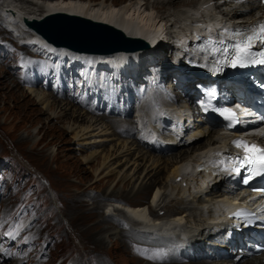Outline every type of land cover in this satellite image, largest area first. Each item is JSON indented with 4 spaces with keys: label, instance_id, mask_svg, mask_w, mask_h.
I'll return each instance as SVG.
<instances>
[{
    "label": "rangeland",
    "instance_id": "1",
    "mask_svg": "<svg viewBox=\"0 0 264 264\" xmlns=\"http://www.w3.org/2000/svg\"><path fill=\"white\" fill-rule=\"evenodd\" d=\"M128 1L117 0V3ZM149 1L151 6L154 0ZM161 10L164 12V9ZM36 11L40 14L42 9ZM154 11L155 14L161 15L158 10ZM4 20H0V256H3L0 257V264H166L157 263L156 257L160 254L173 256L175 245L172 246L173 249L170 245H156V249L150 245L146 249L143 240L132 239L130 245L125 242L124 236L117 235V238L110 234L111 229L116 230L113 222L125 223L127 227L137 230L136 228L142 226L140 221L148 223L149 218L138 221L136 217L124 214L120 208L114 211L109 205L110 201H99L96 197L104 191L118 197L133 190L137 191L141 183L146 184L149 180L142 182L144 173L154 167L153 160L157 155L167 159L181 148H192L205 143L209 137L198 135L194 138L186 131L177 139H181L182 143L187 140V146L177 147L172 144L167 131L158 130L160 124L156 118L160 117L159 107L162 101L159 90L169 94L171 89L167 86H164V89L161 86H152L151 75L147 73L148 67L142 75L146 77L126 78V99L130 91L128 82H137L136 80H146L144 82L147 84L148 93L152 94L147 98L146 108L142 111L138 110L141 102L136 101L133 105L125 126V132L134 133L133 135L116 133L109 119L99 117L100 114L112 119L122 116L95 113L93 108L91 112L94 113L85 112L87 109L84 108L89 105L88 102L75 105L65 97L69 96L68 92L54 94L41 87L44 85L40 82H36V87L25 86L24 82H30L43 74V64L37 59V54L24 53L27 48L18 44L15 32L6 31L8 22ZM67 60L62 66L55 60L58 75L56 82L61 75H81L80 69H73ZM35 61H38L37 64H34ZM64 65L66 71L63 74ZM165 73L173 75L171 70ZM165 73L163 75H166ZM173 82L174 79L171 80V83ZM83 83L84 80V90L87 88L101 95V88L93 90ZM102 86L104 85L100 87ZM131 87L130 94L134 97V86ZM138 93L143 95L141 90ZM175 93L178 94L177 91H170L172 95ZM112 97L116 100L115 95ZM123 98L119 100L120 103L115 101L119 109H124L126 100ZM54 100L57 104L51 106L52 102L55 104ZM103 101H106L108 106L113 102L111 98H103ZM90 110L89 107L87 111ZM141 119L144 121L142 130L147 129L149 137L145 139L140 134L139 141L135 127ZM153 133L158 135L154 136ZM152 136L157 145L172 144V147L162 154L151 150L149 141ZM158 165L161 166V171L157 185L163 187L165 200L154 210L157 211L155 214L159 213L158 216H164L162 221H168L172 216L169 210L180 207L185 211L182 203H188L187 216L184 218L188 222L183 228L199 225L205 221L211 208L225 205L227 200L239 193L235 191L219 197L205 192L196 180L193 185L197 187L192 189L187 180L190 177L183 176L181 179L178 176L175 179L170 174L172 165L168 166L167 172L162 162ZM121 178L128 182L127 186L119 184L117 189L113 190L114 182ZM151 180L154 178L151 177ZM156 188L146 195H138L136 200L147 207L151 206ZM185 188L187 190H184ZM219 188L223 190L222 186ZM215 191L218 189L212 190ZM216 202H220V205L217 206ZM97 205L101 207L102 215L108 214L103 224L105 231L98 230L96 226V221L101 219ZM9 233L12 235L9 236ZM100 238H103L104 244L100 245ZM157 246L161 250L158 251ZM205 249L212 252L206 244ZM234 253L235 250L233 255ZM200 259L206 261H199ZM213 259L215 262L221 261L220 257H200L190 258L187 262L183 259L178 261V264L215 263ZM172 263L176 264H167Z\"/></svg>",
    "mask_w": 264,
    "mask_h": 264
},
{
    "label": "bare ground",
    "instance_id": "2",
    "mask_svg": "<svg viewBox=\"0 0 264 264\" xmlns=\"http://www.w3.org/2000/svg\"><path fill=\"white\" fill-rule=\"evenodd\" d=\"M150 4L151 1L149 0H129L128 2H125L123 4H118L117 0H112V2H108V0H100L94 2L93 0H0V20L5 19L4 22H8L13 30H15L19 35L23 36V39L26 35V38L31 40L32 46L38 48V52L42 53V55L40 54L41 56H44L45 54H47L48 58L50 57V55L53 56L54 58L52 59L57 60L60 66H62V63H64V61L68 59L67 61L70 62V66L73 69H80L79 71L81 72V75H83L84 79L83 84L86 87L90 86L93 90H99L101 88V97H107L110 99V94L114 95V93L110 91L111 88L115 91L116 96H121L122 98L124 96L126 97V78H130L131 76H134L136 78L142 77L145 72V68L147 67V73L151 75L150 79L156 80L158 83H160V85L163 84L164 86H167L171 89L174 85H171L169 81L172 79H174L175 81L177 80V86L190 85V82L186 79H190L194 77V75L185 73L181 74L177 71V69H173V67L175 66L183 68L184 64L179 59V62L174 60L173 56L171 55L170 48L165 45V43H172V37L167 33L168 30H171L168 29V26L170 24H174V26L176 24L178 26H186L187 21L191 20L194 17L200 19L198 15L202 16L204 13L215 16L217 18L225 19L227 22L232 23H238L239 19H242L243 22H247L251 17H256L257 15H259L257 17H263L264 15V6H260L258 4V0H154L151 6ZM172 8L174 9V11H171ZM39 9H42V12L40 14H38L36 11ZM155 9L158 10L161 15L155 14ZM161 9H164V12H162ZM52 13L76 15L88 20H93L97 23L107 24L120 31L126 37L140 39L143 42H147L148 46L136 51H119L106 55L78 53L63 47H56V49L52 48L51 46L47 45V43H45V41H43L38 35H36L34 32H31V29L28 28L24 23L25 19L29 21L32 19H40L42 16ZM25 28H28L30 30H25ZM139 28H141L142 31L150 30L152 32H157L155 33L154 38L149 39L147 38V35L143 34V32L139 30ZM6 31L11 32V30L9 29H6ZM158 31H161L159 35ZM55 60L53 61L54 66L57 65V63H55ZM80 64H82L81 68ZM62 70L64 74L66 71L65 65L62 67ZM167 70H171V74H173L174 76L170 75L169 73L166 74L165 72ZM50 72L52 73L53 70H49V73ZM164 73L166 75H163ZM180 74L184 75V77H182L184 83L178 80L179 77L181 78V76H179ZM75 75H80V73H75ZM72 76L73 75H69L67 77L72 78ZM144 76L142 78H144ZM136 81L137 82H128V89L130 90V92L132 91V84L136 86V84L138 83L137 87H142L144 81L146 80L143 79L141 83L138 80ZM54 83H56V81ZM102 84L110 89H107L104 86L100 87ZM88 92L96 95L90 89H88ZM130 92L127 99L125 97L123 98L124 101L126 100L123 107L127 110V112L122 113L123 115L121 118L112 119L101 114L99 115L101 119L102 117H104V120L109 119L111 127H114L116 133L118 134L126 133L125 126L127 125V119L130 116V112H132L133 110L134 103L137 101L136 97L131 96ZM130 98L131 100L133 99V101H131ZM138 102H141L140 107H138L139 111H142L146 108L147 102L143 98H140ZM52 103L50 104L51 106L56 105L57 101L54 100L55 104ZM88 108L89 105L84 109L88 110ZM172 109H175V112L177 114L182 111L181 109H183V107L181 105L177 106V108L176 106H173ZM87 110H85V112L93 113L91 112L92 108L90 111ZM167 112H169V114H172V111L168 110ZM113 113L119 114L120 110H115L113 111ZM192 115L193 110H191V116ZM124 117H126L125 120L123 119ZM177 117L179 120H182L183 118L182 114L177 115ZM143 122V119H141V121L135 127V129L138 130L136 135L137 139H139L140 134H142V137H144L145 139H148L149 137V132H147V129H145V131L142 130L144 129ZM140 127L141 130H139ZM183 127L186 131L190 132L189 136L191 137L196 138L198 137V135H206L209 138L205 143L196 145L192 148H181L167 159H163V157H158L159 155H157L156 159L153 160L154 167L150 171L144 173L145 175L143 176L142 182L147 179L149 180L146 181V184L141 183V186L137 189V191H130L128 194H124L120 197L113 194H107V192L104 191V193H101L96 197L97 200L101 199L102 201H110L111 203H109V205L113 207L114 211L117 210V208H120L119 210H123L124 214H129L130 217H136L138 220H146L147 218H149L150 213L148 212H151L155 215L157 211L154 210V208L159 207V203H162L165 200V193H163L162 191L163 187L157 185L158 181L160 180L159 174L161 171V166H159L158 164L161 162L165 166L166 172L168 166L172 165L173 168L170 174L171 177L175 179L178 176H180L181 179L185 176H188L190 178L192 177V181H190V178H187L188 183L189 185H191L192 189L197 187H195L193 184L199 181V184H201L205 192H211L215 195H218L219 197L231 194L232 191H221V189L219 188L220 184L210 175L203 174L201 172L199 173L197 171V168H193V164L194 166L200 164V161L205 157L206 154L210 152L211 149L225 147L227 137L219 135L215 129H208L206 125L202 126L200 124L193 123L192 125H184ZM123 128H125V130H122ZM188 129L192 130L190 131ZM161 130H163V128H161ZM126 134L133 135L134 133ZM170 139L172 143L177 147L184 145L187 146V140H185V143H182L181 139L178 140L174 136H171ZM139 141H141V139H139ZM151 141L152 137L150 138L149 142ZM171 145L172 144H163L159 145L157 148L149 145V148L162 154L166 151H169V149L172 147ZM151 177H153L154 180H151ZM114 183L115 186L113 190H116L119 184L125 185V187L128 184V182L124 178H121ZM155 188L156 191L151 200L152 207H147L145 206V204H140L139 201L136 200V197L138 195H146L150 191H153V189ZM216 189H218V191L212 192V190ZM184 190H187V188H185ZM187 204L188 203H182V205H184L185 207V211H182L180 207H175L169 210V213H171L172 216L169 217L168 221H162V218L164 217L162 215H159L160 218L158 219L160 220H158L157 222H154V220L151 219L149 220V227H158L162 225V230H168L165 233H156L153 235L140 231L137 232V230H135L134 228L132 229L130 227H127L125 223L120 224L119 222H113V225H116V230L111 229L112 231L110 232V234L116 237L117 235L124 236V238H122L125 239V242L130 245L132 244V239L143 240L145 241L144 243L146 249L150 245L155 249L156 245H170L171 248L174 245L176 246H174V249L176 251L173 256H170L169 254H160L159 257H156L157 263L162 262L167 264L170 262H174L178 264V261H181L183 259L187 262V260L190 258L199 259L201 257L202 259H208L210 257H220V262H215L213 259V262L215 263L205 264H264V255L256 258L241 257L239 259H236L238 252L235 251L233 255V247L229 244V241L225 239L223 235L224 230H227V225L223 226L219 230L214 231L213 227L216 225L210 224V222L207 221L210 217L211 210H209V214H207V218L203 223L183 228V226L187 225L188 222L185 220L187 216ZM226 204H229V202H226ZM216 205H220V202H216ZM96 209L97 211H99V216H101V219L99 221H96V226L98 230L105 231V227L103 226V224L106 222V216L108 214L106 216L102 215V209L99 205L96 206ZM109 210L112 211V209H108V211ZM158 230L160 231V229ZM98 242L100 243V245L105 243L103 238L98 239ZM205 244L210 250H212V252L206 251ZM157 249L158 251L161 250L159 246H157ZM221 249H224L225 252H223ZM199 261L206 260L200 259ZM12 264H15V262H13ZM190 264H192V262Z\"/></svg>",
    "mask_w": 264,
    "mask_h": 264
},
{
    "label": "water",
    "instance_id": "3",
    "mask_svg": "<svg viewBox=\"0 0 264 264\" xmlns=\"http://www.w3.org/2000/svg\"><path fill=\"white\" fill-rule=\"evenodd\" d=\"M24 23L47 42L78 53L106 55L148 46L147 42L126 37L112 26L76 15L52 13L40 19H25Z\"/></svg>",
    "mask_w": 264,
    "mask_h": 264
},
{
    "label": "snow or ice",
    "instance_id": "4",
    "mask_svg": "<svg viewBox=\"0 0 264 264\" xmlns=\"http://www.w3.org/2000/svg\"><path fill=\"white\" fill-rule=\"evenodd\" d=\"M261 3L264 4V0H261ZM233 38L243 37V39H236L235 44L233 45V51L236 53L231 59H225L221 61L222 63H229L231 67H248L250 65H260L264 66V50L252 51L253 47L257 44L264 45V23H260L257 26L252 27L246 32H233ZM220 44L224 42L218 41ZM209 44L213 42L208 41ZM223 53L227 56L228 49L225 47L222 49ZM258 87L264 89V83H260ZM220 114L225 117V119H233L235 113L228 108L222 109ZM234 145L237 148H243L246 155L244 157H236L230 159V167L225 166L223 171L229 174H240L241 168H244L245 165H257L259 167H253L244 179L243 183L248 184L249 181L256 175H264V148L259 147L258 145H248L247 142L243 141H234ZM224 164L222 160L220 162ZM241 218H244L243 214H238ZM12 234L9 233V236Z\"/></svg>",
    "mask_w": 264,
    "mask_h": 264
}]
</instances>
